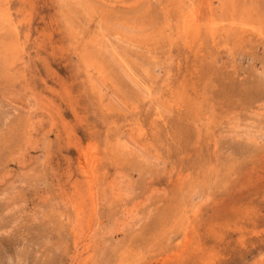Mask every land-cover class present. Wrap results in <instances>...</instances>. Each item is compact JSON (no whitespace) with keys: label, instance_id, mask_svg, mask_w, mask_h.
Instances as JSON below:
<instances>
[{"label":"rangeland","instance_id":"1","mask_svg":"<svg viewBox=\"0 0 264 264\" xmlns=\"http://www.w3.org/2000/svg\"><path fill=\"white\" fill-rule=\"evenodd\" d=\"M0 264H264V0H0Z\"/></svg>","mask_w":264,"mask_h":264}]
</instances>
